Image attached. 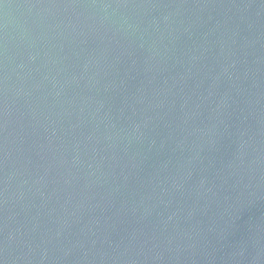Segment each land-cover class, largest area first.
<instances>
[{"label":"water","instance_id":"water-1","mask_svg":"<svg viewBox=\"0 0 264 264\" xmlns=\"http://www.w3.org/2000/svg\"><path fill=\"white\" fill-rule=\"evenodd\" d=\"M0 264H264V0H0Z\"/></svg>","mask_w":264,"mask_h":264}]
</instances>
